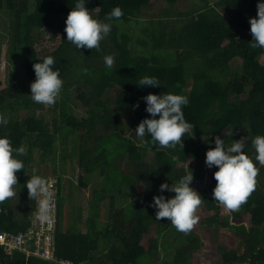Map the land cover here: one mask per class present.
<instances>
[{
	"label": "trees",
	"instance_id": "trees-1",
	"mask_svg": "<svg viewBox=\"0 0 264 264\" xmlns=\"http://www.w3.org/2000/svg\"><path fill=\"white\" fill-rule=\"evenodd\" d=\"M183 1L186 0H89L86 7L97 19L105 20L116 7L122 9L123 15L110 21L111 32L100 42L99 50H78L66 40L64 31L76 0H0V11L9 15L8 37L0 44V111L7 112V124H0V135L8 136L13 148L25 149L19 157L24 169L16 173L22 180L21 208L16 211L9 199L0 203V232L17 233L31 225L36 198H29L25 183L34 176V154L65 167L73 163L78 148L82 171L77 186L83 191L79 228L74 223L63 227L59 176L55 255L75 264H147L148 260H141L156 255V239L147 237L149 228L156 224L160 235L172 225L166 218L156 220L155 209L150 207L153 197L160 195L162 183L171 185L189 173L186 166L193 172L192 184L203 179V173H198L195 166L208 150H203L204 137L210 139L214 148L216 136L224 139L226 145L248 136L246 153L256 155L251 141L257 135L264 136V48L252 47L249 18L257 16L259 0H191L176 15L161 12L164 4L179 8ZM243 3H248L246 14ZM168 16L178 18L171 25L163 21ZM107 55L115 57L111 68L104 63ZM46 56L54 57V68L59 69L64 81L55 103L59 116L22 119L21 110L40 106L33 102L22 81L27 85L35 80L33 64ZM234 60H238L237 70L230 72ZM6 63L12 68L8 76ZM146 75L156 77L161 86L137 87ZM82 86L89 90L81 89ZM108 89L114 92L113 100L102 99ZM75 91L83 107L77 116L71 99ZM166 91L188 99L182 110L194 128L193 136L187 133L182 138L183 146L163 148L148 136L138 143L132 136L134 130L131 137L123 133L124 121L137 128L144 118H151L143 97ZM232 129L231 136L228 133ZM58 149L62 150L61 155H57ZM148 150L153 151L150 159ZM116 156H126L127 171L116 168ZM204 166L214 180L215 167L209 169L205 160ZM257 167L255 190L239 210L230 211L238 222L236 226L229 225L227 216L220 217L224 212L222 205L199 193L210 213L205 223L209 227L217 224L234 228L243 249L238 252L220 247L219 264H264V166ZM95 171L105 174L110 183L116 181V188L117 182L126 185L128 192L123 197L134 196L140 184L142 195L136 198L132 209L115 208L110 196L95 189L86 199L85 176L92 178ZM164 195L167 198L174 193L165 191ZM108 198L105 221L101 200ZM248 215L251 225L246 227L243 222ZM63 218L66 220L67 216ZM187 238L176 250L173 264H188L204 244L193 230ZM27 257L19 252L5 256L0 249V264H53Z\"/></svg>",
	"mask_w": 264,
	"mask_h": 264
},
{
	"label": "clouds",
	"instance_id": "clouds-1",
	"mask_svg": "<svg viewBox=\"0 0 264 264\" xmlns=\"http://www.w3.org/2000/svg\"><path fill=\"white\" fill-rule=\"evenodd\" d=\"M88 2L89 0H76L69 12L64 29L67 34L66 40L78 50L84 48L99 50L100 42L111 32L110 21L119 19L123 12L121 8L116 7L105 20H100L86 7ZM249 24L253 37L252 47L264 48V0H259L257 16L249 18ZM114 60V55L105 56V66L111 68ZM54 65L55 60L52 56H46L42 62L33 64L35 80L30 84V97L33 102L43 105H54L57 102L64 81L59 69L54 68ZM142 86L161 85L156 77L146 75L137 84V87ZM143 100L146 102L145 110L151 118H144L138 124L135 129L137 137L143 139L148 136L160 147L175 148L178 144L183 146L182 138L187 133H192L193 136L194 125L185 119L182 110L183 106L188 104L186 96L166 91L162 94L149 93ZM0 124H7V120L2 116ZM228 134L232 136L233 129ZM247 142L248 136L226 145L224 139L216 136L215 147L206 152V166L209 169L214 166L218 168L213 173L217 183L212 191V198L229 211H237L246 203L256 187V177L259 174L257 164L264 166V136L257 135L251 141L255 148V156L246 153ZM24 154L23 147L13 148L10 138L0 135V203L17 195L14 187L18 184L16 173L24 169L23 161L19 159ZM193 179V172H189L176 183L171 185L162 183L159 186L160 195L154 196L150 204V207L155 209L157 221L166 218L177 231L185 234L191 232L200 219L197 212L202 204V197L190 186ZM25 187L30 199L40 197L38 218L46 220L52 196L46 180L34 175L27 179ZM165 191L174 195L166 198Z\"/></svg>",
	"mask_w": 264,
	"mask_h": 264
},
{
	"label": "rangeland",
	"instance_id": "rangeland-1",
	"mask_svg": "<svg viewBox=\"0 0 264 264\" xmlns=\"http://www.w3.org/2000/svg\"><path fill=\"white\" fill-rule=\"evenodd\" d=\"M192 1H194L195 3H198V0H192ZM210 1L216 2L217 0H210ZM190 2L191 0L183 1V3L179 6V8L177 6L175 7L174 5L168 6L163 3L164 6L161 12L166 15L174 14L177 11H178L177 13L183 12L184 11L183 7L187 6ZM247 6H248V3L242 4V7L244 9L243 10L244 14H246ZM176 18L178 17L168 16V17L163 18V21L169 22L172 25L175 22ZM8 22H9V15L7 14V12L0 11V44L4 43L7 40ZM180 24H182V22H180ZM46 38L44 39L45 45L49 44ZM158 51H161V50H158ZM183 53L185 54L184 51ZM0 57H1V53H0ZM170 60L171 59H168V61ZM5 61L7 62V55H5ZM261 61L264 62V58H261ZM237 65H238V60H234L232 64H230V72L236 71ZM6 66L7 68H6L5 74L8 76V73L12 68L11 66H9V64H7ZM22 85H24L25 89L30 90V84L26 85L24 79L22 81ZM81 89H85V90L87 89V91L89 90L88 87H84V86H82ZM76 94H77V91L73 92L71 99L76 104L72 106H74L73 111L75 115L77 116L78 113H81L83 111L82 110L83 107H82L81 102L76 99ZM102 99L103 100L105 99L113 100L114 92H112L111 89H108L107 92H105ZM58 110L59 108L57 104H54V105L40 104V106L35 105L33 108L28 109V110H21L19 112V116L20 118L23 119L26 117H34V116L42 115L46 119V117L47 118H51L52 116L58 117L59 116ZM0 116L4 117L7 120V112L0 111ZM124 122H125V126H124L123 133H126L128 137H131V134L134 130V134H132V136L134 137V139H136L138 143H141L142 139L137 137L135 133L136 128H135L134 123H131L128 121L127 122L124 121ZM195 140L197 141V138H195ZM203 140H206V143L203 146L204 148L203 150H207V149L209 150L212 146L210 139L207 137H204ZM76 149H77L76 151L77 153L75 155V159L73 163L72 164L70 163L69 166H65V167L61 166L59 162L58 164L54 165L50 159L46 161L41 160V158H39L38 155L35 153L34 157L36 161L34 162L32 172H34V175H39V176L45 173V175L46 174L47 176L51 175L56 180H57V177L61 176L62 187L64 186L63 190L61 189V197L63 199L62 203L65 205L64 210L67 212V219L63 221V218H62V224L67 225L69 223L70 224L74 223L77 225V227L76 225L75 227L79 228L78 220H79V217L81 216L79 213L80 211L79 208L82 203L81 195L83 191L80 190L77 186L78 185L77 177L78 175L81 174L82 169L78 165L79 152H78V148ZM56 153L57 155L58 154L61 155L60 153H62V150L58 149L56 150ZM147 155H148V158L150 159L153 155V151L148 150ZM126 159H127L126 156L125 157L116 156L115 166L116 168H118V170H121V171L128 170V168H126L125 166ZM205 159H206V153L201 158V161L199 163H196V166H195V170H197L198 173H203V179L201 180L196 179L191 187H193L198 193L212 195L211 191H213L217 182L215 181V179L212 180L206 173L205 166H204ZM54 166L58 167L59 169ZM61 169L64 170L65 172L62 173ZM186 169L189 172H191V168L189 166H186ZM217 170L218 168L215 167V171ZM17 177H18V184L14 186L15 192L17 195L12 198H9V200H11V203L16 211L18 208L19 209L21 208V203H22V184H21L22 180H21V177H19L18 175ZM85 178L88 181L87 182L88 185L86 189H84V192L86 194V199L90 198L91 189H95L97 191H100V193H104L108 197L110 196L112 198V202L114 203L115 208H118V209L122 207H128V206L130 207V209H132L133 203L136 200V198L141 197L142 195V191H141L142 187L140 186V184H137L135 188L134 196L129 195L128 197H123V194H127L128 187L124 185L123 183L117 182L116 185H118V188H116V186L113 185V183H115L116 181L115 182L111 181L110 183L105 178V174L100 173V172L95 171L92 178H91V175H87L85 176ZM108 201H109V198L106 200H101L102 209L100 211L103 217L101 218L105 221L107 220L106 217L108 215V208H109ZM222 208L224 212L222 211V214L220 215V217L223 218L227 216L228 222L231 221V223L233 224H238V222H236L234 218L231 217L230 211L224 208L223 206ZM197 215H199L200 219H199V222L194 226L193 231L198 237H200L204 241V245L199 251L195 252L193 256L187 261L188 264H219L220 263V257H219L220 247H227L228 249H235L238 252L243 250L242 246L239 245L238 243V237L236 236V231L234 230V228L222 227L217 224L215 227L213 226L209 227L205 223V218L209 216L210 213L206 210L203 204L200 205V209L197 212ZM243 223L246 227H249L251 225L250 215L246 216ZM263 228H264V225H263ZM187 236H188V233L185 234V233L177 231L173 225L168 226L167 230H165L160 235H157L156 224H153L148 230L147 237L151 239H156V244H155L156 255L151 256L150 259L145 257L141 261L145 262V260H148L147 264H173L174 257L176 255V250L187 242V239H188Z\"/></svg>",
	"mask_w": 264,
	"mask_h": 264
},
{
	"label": "built area",
	"instance_id": "built-area-1",
	"mask_svg": "<svg viewBox=\"0 0 264 264\" xmlns=\"http://www.w3.org/2000/svg\"><path fill=\"white\" fill-rule=\"evenodd\" d=\"M52 193L50 209L46 220H40L39 200L36 197L34 209L31 215V225L25 231L10 233L0 232V249L5 255H12L14 252L24 253L26 256H34L43 261L54 264H75L73 261L58 258L55 255V232L57 228V180L50 176L43 177Z\"/></svg>",
	"mask_w": 264,
	"mask_h": 264
},
{
	"label": "crops",
	"instance_id": "crops-1",
	"mask_svg": "<svg viewBox=\"0 0 264 264\" xmlns=\"http://www.w3.org/2000/svg\"><path fill=\"white\" fill-rule=\"evenodd\" d=\"M41 177H43V176H41ZM64 187V186H63ZM63 187L61 188V189H63ZM201 195H207V196H209V197H212V195H210V194H204V193H201ZM202 204L204 205V202H202ZM65 208V205L63 204V209ZM65 216H67V212L64 210L63 212H62V218L63 217H65ZM232 220H233V218H232ZM63 221H64V218H63ZM229 225L230 226H232V225H238V224H233V223H231V221H229ZM65 226V224H63V227ZM204 245V244H203ZM203 247V246H202ZM26 258H28V257H26ZM69 260V259H68ZM242 264H244V263H242Z\"/></svg>",
	"mask_w": 264,
	"mask_h": 264
}]
</instances>
